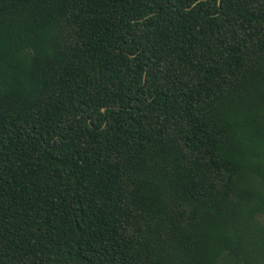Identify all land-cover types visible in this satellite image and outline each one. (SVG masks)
<instances>
[{
	"label": "trees",
	"instance_id": "1",
	"mask_svg": "<svg viewBox=\"0 0 264 264\" xmlns=\"http://www.w3.org/2000/svg\"><path fill=\"white\" fill-rule=\"evenodd\" d=\"M0 264H264V0H0Z\"/></svg>",
	"mask_w": 264,
	"mask_h": 264
}]
</instances>
